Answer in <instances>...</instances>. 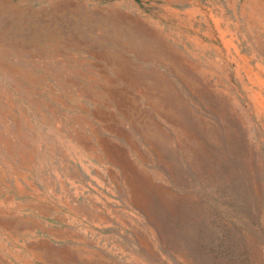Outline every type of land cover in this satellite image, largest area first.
<instances>
[{
    "label": "rangeland",
    "instance_id": "374dc122",
    "mask_svg": "<svg viewBox=\"0 0 264 264\" xmlns=\"http://www.w3.org/2000/svg\"><path fill=\"white\" fill-rule=\"evenodd\" d=\"M0 264H264V0H0Z\"/></svg>",
    "mask_w": 264,
    "mask_h": 264
},
{
    "label": "bare ground",
    "instance_id": "6f19581e",
    "mask_svg": "<svg viewBox=\"0 0 264 264\" xmlns=\"http://www.w3.org/2000/svg\"><path fill=\"white\" fill-rule=\"evenodd\" d=\"M21 17V16H20ZM88 26H87V29L85 30V36L87 37V36H90V33H91V31L94 29V28H99V29H101V31H100V33H98V35L97 36H95V38H97L99 41H101L102 43L103 42H105V40H106V38L107 37H109L110 38V40L112 41V42H114V39H118L119 38V36L117 35V33L118 34H121V32L122 31H119L118 29V27L114 30V25H109L108 23H107V20H103V21H100V19H98V20H88ZM18 24V23H17ZM108 24V25H107ZM12 26V25H11ZM97 34V33H96ZM95 34V35H96ZM92 36V35H91ZM131 42L130 43H134L132 40H130ZM119 43V41H117V44ZM128 42H125V44H127ZM125 44H122V45H124V47L127 49L128 48V50H137V49H135V47L134 46H129V47H127ZM113 50V49H112ZM135 53V52H134ZM158 62V61H157ZM160 64V63H159ZM165 76V75H164ZM3 222V221H2Z\"/></svg>",
    "mask_w": 264,
    "mask_h": 264
}]
</instances>
